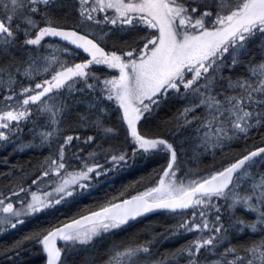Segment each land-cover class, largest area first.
I'll list each match as a JSON object with an SVG mask.
<instances>
[{"label":"snow or ice","instance_id":"obj_1","mask_svg":"<svg viewBox=\"0 0 264 264\" xmlns=\"http://www.w3.org/2000/svg\"><path fill=\"white\" fill-rule=\"evenodd\" d=\"M8 148L0 264H264V0H0Z\"/></svg>","mask_w":264,"mask_h":264},{"label":"trees","instance_id":"obj_2","mask_svg":"<svg viewBox=\"0 0 264 264\" xmlns=\"http://www.w3.org/2000/svg\"><path fill=\"white\" fill-rule=\"evenodd\" d=\"M98 71L101 69H97ZM46 154V153H43ZM42 155V151L39 149H24L22 151L13 152L11 148L7 150L0 149V173H6L10 169H13V166L17 164H24L25 170L28 168L29 162L35 163L36 159H38ZM153 165H149L148 168H142L139 171H132L130 174L122 175L119 179L114 180L113 182V189H119L121 183H127L129 180L136 179L138 175L143 174L146 171H149ZM17 175H19V171H17ZM30 182V181H29ZM6 183V180L0 176V185ZM96 195H99L98 193ZM92 198L85 199L81 201L78 207H82L84 204H88L91 202ZM74 208L72 211H75ZM241 213L248 217V211L241 208ZM70 214V213H65ZM146 223H154L157 225L156 231L159 232L162 228L166 225H171L175 223V220L171 217L161 216V215H149L145 221H142V225ZM123 235V234H121ZM182 243V241L173 240V241H165L163 247L171 248L175 247L177 244ZM36 264H42L41 261H36Z\"/></svg>","mask_w":264,"mask_h":264},{"label":"rangeland","instance_id":"obj_3","mask_svg":"<svg viewBox=\"0 0 264 264\" xmlns=\"http://www.w3.org/2000/svg\"><path fill=\"white\" fill-rule=\"evenodd\" d=\"M248 218H253L252 215L248 212Z\"/></svg>","mask_w":264,"mask_h":264}]
</instances>
